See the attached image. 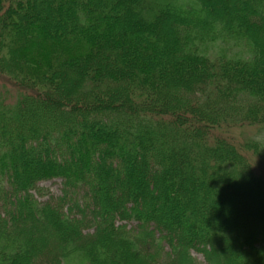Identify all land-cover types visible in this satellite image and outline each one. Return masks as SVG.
I'll use <instances>...</instances> for the list:
<instances>
[{
	"label": "trees",
	"instance_id": "16d2710c",
	"mask_svg": "<svg viewBox=\"0 0 264 264\" xmlns=\"http://www.w3.org/2000/svg\"><path fill=\"white\" fill-rule=\"evenodd\" d=\"M0 77V264H264V0H0Z\"/></svg>",
	"mask_w": 264,
	"mask_h": 264
},
{
	"label": "rangeland",
	"instance_id": "374dc122",
	"mask_svg": "<svg viewBox=\"0 0 264 264\" xmlns=\"http://www.w3.org/2000/svg\"><path fill=\"white\" fill-rule=\"evenodd\" d=\"M19 94H20L19 91L15 90V87L11 80H7V78L0 77V95H3L9 103H13L15 102ZM229 137L234 143L236 142L240 144L241 145L240 148L242 149L244 148V144L247 139H250V141H260L261 132L260 130H258L257 127L240 128L239 125H236V127L230 130ZM242 153L243 156H245L244 149H242ZM250 157L252 158L253 163L255 162L257 163V165L254 167V171H255L254 173L264 178V160L262 159L264 157V150L262 149L261 157H256L252 155ZM39 187L41 188V192L40 194L37 193L36 197L39 198L40 201L44 202L51 198H57L58 196L61 195V191L63 187L62 180L57 179V180L42 182L39 184ZM128 226L129 228L136 227V223L130 222ZM192 255L197 260L203 261V256L200 255V253L193 251Z\"/></svg>",
	"mask_w": 264,
	"mask_h": 264
}]
</instances>
